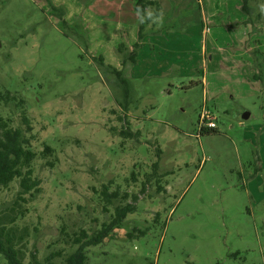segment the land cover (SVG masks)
<instances>
[{"label": "rangeland", "instance_id": "374dc122", "mask_svg": "<svg viewBox=\"0 0 264 264\" xmlns=\"http://www.w3.org/2000/svg\"><path fill=\"white\" fill-rule=\"evenodd\" d=\"M170 1L133 64L131 0L93 9L90 23L86 4L52 0L65 26L44 0H0V92L23 100L33 148L56 151L53 168L37 164L41 189L26 218L38 227L28 248L41 264L57 249L55 215L92 234L127 204L134 211L89 247L85 264H264V71L253 79L264 1L249 0L252 28L229 26L248 18L240 0ZM203 107L217 133L200 134ZM0 114L21 123L12 104ZM16 197L1 192L0 223Z\"/></svg>", "mask_w": 264, "mask_h": 264}, {"label": "trees", "instance_id": "16d2710c", "mask_svg": "<svg viewBox=\"0 0 264 264\" xmlns=\"http://www.w3.org/2000/svg\"><path fill=\"white\" fill-rule=\"evenodd\" d=\"M44 1L50 7L51 12L54 11L57 19L65 26L67 22L64 19L65 9L63 6L54 5L52 0ZM132 3L138 16V35L137 41L131 46L130 54L126 55L125 58H128L134 64L143 37L149 33H159L160 31L151 30L150 32L146 28L152 18L160 15V7L156 0H132ZM151 7H154L153 10L147 13V10ZM240 9L248 18L242 22H233L234 24L229 26L237 27L240 23H250L252 28L255 22L249 0H241ZM123 50H126V47L120 44L118 52L121 53ZM255 53L253 54V63L257 67V71L254 73L253 79L262 81L264 56L262 63H258L256 62L257 53ZM92 58L100 64L103 63L102 56H93ZM115 71L122 82L123 78L120 77V71ZM200 84L202 83L200 82ZM11 104L19 110L21 123L15 120L14 115L3 116L0 114V196L1 192L7 195L9 190L15 189L17 197L12 200L11 205L8 207V221L0 223V255L4 258L6 264H41L34 252L28 248L29 240H34L32 238L33 232L37 231L38 227L36 224L27 221L26 218L28 216L27 212H29L30 200L34 199L41 189L37 164L44 165L46 170L53 168L57 161L56 151L44 142H42L41 150L37 151L33 148L30 142L33 136H27L31 126L29 118L22 107L23 100L9 91L0 92V106L9 107ZM262 108L264 110V105ZM22 125H25L26 128ZM199 131L200 134L217 133L216 128H206L204 126H201ZM38 159L41 160V163L37 162ZM102 194L105 197L108 196L107 187H104ZM133 211L134 208L131 204L115 206L110 219L102 222L92 234L88 233L82 226L72 228L63 215H55L57 234L53 238L52 244L57 249L44 258L45 264H85L89 247L101 243L115 228L120 227L126 215ZM31 245H34V242ZM32 248L35 249L34 246ZM58 258H60V262L57 263L55 260Z\"/></svg>", "mask_w": 264, "mask_h": 264}, {"label": "crops", "instance_id": "0c3cea01", "mask_svg": "<svg viewBox=\"0 0 264 264\" xmlns=\"http://www.w3.org/2000/svg\"><path fill=\"white\" fill-rule=\"evenodd\" d=\"M67 2V0H64V2ZM132 1V0H131ZM157 2H158V4H159V7H160V12L161 13H164V11H163V8H162V6H161V0H156ZM241 1V0H240ZM73 2L74 3H71L70 4V6H72V4H76V6H77V8H81L82 9V4H86V7H88L89 6V8H87L88 9V11H89V13H86L85 14V12H83V17L85 18V21L87 22V23H90L91 22V18H92V16L91 15H94V14H92V12H94L93 11V9H95L96 10V12L97 11H101L102 10V7L103 8H105L102 12H104V14L105 13H108V12H110V11H112V10H114L115 8L116 9H118L119 8V4H118V2H117V0H80V3H77L75 0H73ZM91 2H93V3H91ZM182 1L181 0H177L176 1V5H180V3H181ZM239 3V2H238ZM240 4V3H239ZM174 2L173 1H170V3H169V7H174V6H176V5H174ZM102 6V7H101ZM153 8L154 7H151V8H149L148 10H147V13H149L151 10H153ZM149 11V12H148ZM120 12V11H119ZM95 13V12H94ZM96 14V13H95ZM161 15V14H160ZM160 15L158 16V17H160ZM138 17V16H137ZM157 17V18H158ZM66 19H68V17L66 18ZM125 19V18H124ZM134 19H132V20H130V21H133ZM136 20V19H135ZM133 21V22H136V21ZM244 20V19H243ZM128 21H129V19H128ZM152 22H153V19L151 20V22L149 23V24H152ZM121 23H124V22H121ZM94 24V23H93ZM148 24V25H149ZM134 28L136 29V26H132V32H130V34H132V39H130L129 40V44H132L133 42H134V38H135V31L133 32V30H134ZM122 32H124V31H122ZM171 35H174V33H170ZM149 36H145V38L143 39V42H144V44H145V42H146V39L148 38ZM128 44V43H127ZM141 49H142V47L139 49L140 51H141ZM202 83V82H201Z\"/></svg>", "mask_w": 264, "mask_h": 264}, {"label": "built area", "instance_id": "2783aa9c", "mask_svg": "<svg viewBox=\"0 0 264 264\" xmlns=\"http://www.w3.org/2000/svg\"><path fill=\"white\" fill-rule=\"evenodd\" d=\"M201 126H204L206 128L216 127L215 117L212 112L206 107H203L200 113V127Z\"/></svg>", "mask_w": 264, "mask_h": 264}, {"label": "water", "instance_id": "95a60500", "mask_svg": "<svg viewBox=\"0 0 264 264\" xmlns=\"http://www.w3.org/2000/svg\"><path fill=\"white\" fill-rule=\"evenodd\" d=\"M249 117V112L248 111H244L242 114H241V118L242 119H247Z\"/></svg>", "mask_w": 264, "mask_h": 264}]
</instances>
